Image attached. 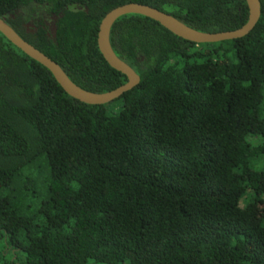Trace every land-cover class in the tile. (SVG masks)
I'll use <instances>...</instances> for the list:
<instances>
[{"label":"trees","instance_id":"trees-1","mask_svg":"<svg viewBox=\"0 0 264 264\" xmlns=\"http://www.w3.org/2000/svg\"><path fill=\"white\" fill-rule=\"evenodd\" d=\"M245 38L184 40L140 15L111 30L140 84L103 106L70 97L0 32V264H264V0ZM130 3L204 33L246 0H0V19L83 89L128 82L98 47ZM62 14L56 36L23 23Z\"/></svg>","mask_w":264,"mask_h":264},{"label":"water","instance_id":"water-1","mask_svg":"<svg viewBox=\"0 0 264 264\" xmlns=\"http://www.w3.org/2000/svg\"><path fill=\"white\" fill-rule=\"evenodd\" d=\"M246 1L249 8L248 22L240 29L220 33L200 32L187 26L171 14L139 3H130L113 9L103 18L100 24L98 47L106 62L113 69L125 75L128 82L107 93L90 92L75 84L58 63L26 42L5 19H0V32L24 54L48 69L70 97L88 105L103 106L119 100L141 82V77L129 64L118 57L111 44V30L120 18L127 15L144 16L158 22L171 33L184 40L195 44H216L245 38L255 29L262 16V4L260 0Z\"/></svg>","mask_w":264,"mask_h":264},{"label":"flooded vegetation","instance_id":"flooded-vegetation-1","mask_svg":"<svg viewBox=\"0 0 264 264\" xmlns=\"http://www.w3.org/2000/svg\"><path fill=\"white\" fill-rule=\"evenodd\" d=\"M61 17L62 14L56 15L54 13L35 16L29 22L23 23V28L27 34H35L40 29H43L48 37L54 38L57 32V23Z\"/></svg>","mask_w":264,"mask_h":264}]
</instances>
